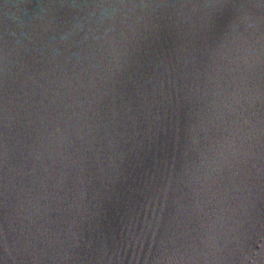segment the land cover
Segmentation results:
<instances>
[{"label":"water","instance_id":"obj_1","mask_svg":"<svg viewBox=\"0 0 264 264\" xmlns=\"http://www.w3.org/2000/svg\"><path fill=\"white\" fill-rule=\"evenodd\" d=\"M0 264H264V0H0Z\"/></svg>","mask_w":264,"mask_h":264}]
</instances>
